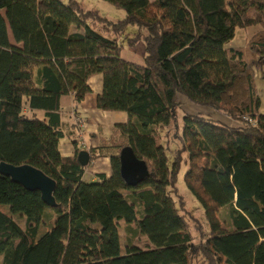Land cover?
<instances>
[{"label": "trees", "instance_id": "obj_1", "mask_svg": "<svg viewBox=\"0 0 264 264\" xmlns=\"http://www.w3.org/2000/svg\"><path fill=\"white\" fill-rule=\"evenodd\" d=\"M107 1L125 18L112 21L79 0H0V162L32 165L57 182L51 207L0 174V264H264L256 84L264 28L228 46L238 28L264 25V0ZM129 27L138 28L135 37ZM124 36L130 45L144 38L142 62L123 57ZM96 75L103 76L98 107L127 117L86 150L83 122L65 115L61 99L72 96L78 114ZM178 94L239 125L185 113L180 131ZM161 128H174L182 147L172 160ZM125 147L149 169L135 186L121 175ZM82 150L87 166L78 160ZM100 158L110 159L111 174L87 179ZM183 164L204 211L197 224L177 186Z\"/></svg>", "mask_w": 264, "mask_h": 264}, {"label": "rangeland", "instance_id": "obj_2", "mask_svg": "<svg viewBox=\"0 0 264 264\" xmlns=\"http://www.w3.org/2000/svg\"><path fill=\"white\" fill-rule=\"evenodd\" d=\"M85 9H94L100 12V15L109 18L112 21H120L125 18V11L123 8L114 5L110 1L107 0H79ZM103 24V25H102ZM105 23L102 22L101 25L97 26V29L104 31ZM264 28V25L259 26H251L247 29L238 28L236 31V35L232 38L228 46H240L244 45L247 39L257 30ZM130 37L134 36L138 33V28L136 27H129L127 30ZM108 34V33H106ZM129 36L121 37L120 40L124 42V50L122 52L123 57L126 59L142 62L143 56L145 55V41L144 38L137 40L135 45H130L128 42ZM256 84L260 91L261 98H262V105H261V112L264 113V67L262 70L256 71ZM178 107L176 108V114L179 118L178 128L180 131L182 130V123L181 119L185 113L195 114V115H202L206 118H210L213 120H217L221 123L230 126H237L239 122L234 119L233 117L225 114L222 111L215 109L214 107L203 106L196 104L185 96L178 94ZM118 112V111H117ZM124 113V112H120ZM41 115V113H39ZM125 114V113H124ZM127 115V114H126ZM174 130V128L172 129ZM172 130H167L165 128H161L162 132V140L165 143L167 140H170V149L168 150V155L170 159L174 157V154L177 153L182 147L177 144L175 138V131L172 134ZM167 131V132H166ZM61 151L64 155H70L73 146L67 141V139H62L60 143ZM183 157L186 158V152L183 153ZM100 169L99 171L106 172V174L110 175L112 172L111 166L108 168V165L103 163V161H94L91 167H88L86 171V178L88 179L91 175V172L95 169ZM187 170L185 164L182 165V169L179 173L178 178V189L181 195H183L185 199V206H186V213L189 214L191 222L193 224H197L198 222L204 221V211L202 208L201 203L196 199V197L191 193V191L186 187L184 181V175ZM2 210L6 213L8 212V208L5 206L2 207ZM43 233V230H42Z\"/></svg>", "mask_w": 264, "mask_h": 264}, {"label": "water", "instance_id": "obj_3", "mask_svg": "<svg viewBox=\"0 0 264 264\" xmlns=\"http://www.w3.org/2000/svg\"><path fill=\"white\" fill-rule=\"evenodd\" d=\"M121 175L129 186H135L149 176V169L144 160H140L131 147H125L120 154ZM78 160L83 166L89 165L91 157L88 151L82 150ZM0 174L9 177L14 183L21 185L30 192H39L42 200L49 206L55 207V191L57 182L42 170L28 164L13 165L0 162Z\"/></svg>", "mask_w": 264, "mask_h": 264}, {"label": "crops", "instance_id": "obj_4", "mask_svg": "<svg viewBox=\"0 0 264 264\" xmlns=\"http://www.w3.org/2000/svg\"><path fill=\"white\" fill-rule=\"evenodd\" d=\"M90 85L92 88L91 93H89L84 101L77 107L78 114H74L76 109L75 102L72 96L66 95L61 99V105L67 117L71 116L72 121H77V117H82V133L80 134L81 144L86 150L89 147L95 146L99 142L100 135H106L111 132L113 125L120 120L126 119V113H120L116 111H103L97 105V98L99 94L102 93L103 89V76L96 75L90 79ZM72 151V150H71ZM96 161H103L108 168L111 166V161L109 158H100ZM90 164L89 167H91ZM95 168V166H94ZM112 168V167H111ZM100 169L95 168L91 175L101 173ZM106 173V172H102Z\"/></svg>", "mask_w": 264, "mask_h": 264}, {"label": "built area", "instance_id": "obj_5", "mask_svg": "<svg viewBox=\"0 0 264 264\" xmlns=\"http://www.w3.org/2000/svg\"><path fill=\"white\" fill-rule=\"evenodd\" d=\"M77 121H78L79 123H82V122H83V120H82L81 118H79V117H77Z\"/></svg>", "mask_w": 264, "mask_h": 264}]
</instances>
